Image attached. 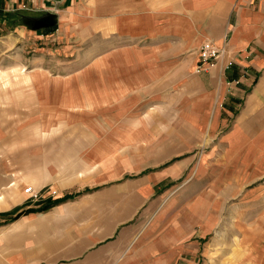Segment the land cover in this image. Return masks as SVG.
<instances>
[{
	"label": "crops",
	"instance_id": "crops-1",
	"mask_svg": "<svg viewBox=\"0 0 264 264\" xmlns=\"http://www.w3.org/2000/svg\"><path fill=\"white\" fill-rule=\"evenodd\" d=\"M48 2L59 30L43 51L53 59H43L29 76L46 116L39 118L41 131L53 134L35 152L1 156L0 219L25 206L24 183L36 190L51 183L109 185L153 167L119 184L121 194L129 189L149 197L168 170L160 162L167 158L158 154L189 150L195 137L215 131L224 101L231 113L240 99L264 93V0ZM207 41L225 48L214 66L198 71ZM172 171L180 174V162ZM144 205L108 210L107 222L87 230L71 227L67 232L82 234L45 247L43 258L22 243L30 220L25 215L0 231V257L12 255L18 264H180L183 255L194 258L192 213L181 228L182 210L164 225L165 211Z\"/></svg>",
	"mask_w": 264,
	"mask_h": 264
},
{
	"label": "rangeland",
	"instance_id": "rangeland-1",
	"mask_svg": "<svg viewBox=\"0 0 264 264\" xmlns=\"http://www.w3.org/2000/svg\"><path fill=\"white\" fill-rule=\"evenodd\" d=\"M50 3L0 0V158L12 150L35 152V145L45 147L44 142L48 145L53 134L41 131L39 118L46 116L39 105V90L32 88L29 76L34 68L43 67V59H53L50 52L43 51L48 38L59 30L54 15L51 20L45 17L51 14L45 8ZM45 19L51 23L41 22ZM216 47L222 54L225 47ZM199 60L200 55L197 70ZM259 96L248 101L240 99L228 108L231 113L224 110L228 100L224 101L220 105L222 119L215 131L195 137L189 150L158 154L160 159L167 158L160 162L168 170L149 197L134 196L129 189L121 194L120 183L155 171L153 167L128 173L109 185L91 186L85 182L62 188L51 183L36 190V186L24 183L25 206L1 218L0 231L28 215L29 226L22 243L31 247L26 252L35 249L38 258L45 247H56L60 240L82 234L67 232L71 227L76 226L74 231L79 226L87 230L93 224L107 222L108 210L145 204L143 208L164 210V221L182 210L181 228L187 226L191 213L195 218L197 254L194 258L183 255L180 264H264V93ZM179 162L180 174L175 175L172 168ZM167 220L164 225L171 224ZM16 261L12 255L0 257V264H18Z\"/></svg>",
	"mask_w": 264,
	"mask_h": 264
},
{
	"label": "built area",
	"instance_id": "built-area-1",
	"mask_svg": "<svg viewBox=\"0 0 264 264\" xmlns=\"http://www.w3.org/2000/svg\"><path fill=\"white\" fill-rule=\"evenodd\" d=\"M220 54V49L217 48L214 43L206 42L199 51V61H201V64L198 66V70H205L214 66L217 63ZM231 63L232 61L229 62V65H231ZM30 189V187L27 188V191Z\"/></svg>",
	"mask_w": 264,
	"mask_h": 264
},
{
	"label": "trees",
	"instance_id": "trees-1",
	"mask_svg": "<svg viewBox=\"0 0 264 264\" xmlns=\"http://www.w3.org/2000/svg\"><path fill=\"white\" fill-rule=\"evenodd\" d=\"M46 17V19H48L49 17H50V19L49 20H51L52 18H53V15H51V14H48L47 16H45ZM42 20L41 22H43V23H51L50 21H48V20ZM47 25V24H46ZM55 25V24H54ZM48 26V25H47ZM30 211H34V210H29V212ZM28 212V211H27Z\"/></svg>",
	"mask_w": 264,
	"mask_h": 264
}]
</instances>
